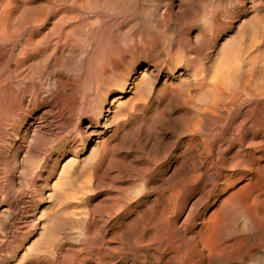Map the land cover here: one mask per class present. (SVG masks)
<instances>
[{"label":"rangeland","instance_id":"obj_1","mask_svg":"<svg viewBox=\"0 0 264 264\" xmlns=\"http://www.w3.org/2000/svg\"><path fill=\"white\" fill-rule=\"evenodd\" d=\"M29 1L47 18L25 46L34 8L9 14L0 264H84L102 225L90 264H264L247 212L264 206V0Z\"/></svg>","mask_w":264,"mask_h":264},{"label":"bare ground","instance_id":"obj_2","mask_svg":"<svg viewBox=\"0 0 264 264\" xmlns=\"http://www.w3.org/2000/svg\"><path fill=\"white\" fill-rule=\"evenodd\" d=\"M37 1V0H36ZM33 2L34 3H36L34 0H33ZM116 2V1H115ZM118 2V1H117ZM38 3V2H37ZM70 3H71V1H70ZM29 4H30V1L29 0H0V87L2 86V85H4L6 82H8V79H9V77H8V75H9V33H11V30H12V28H9L8 27V24H9V19H10V17H9V14L11 13V12H13L14 11V13H15V10H16V13H17V9H24V8H22V7H25V9H26V6H27V9H30L31 10V8H34V7H28L29 6ZM72 4V3H71ZM73 5V4H72ZM115 5H117L116 3H115ZM37 6H39V5H37ZM70 6V5H69ZM41 7V6H40ZM39 7V8H40ZM107 7V6H106ZM39 8L37 9V7H35L34 8V10L32 11V14H31V16H28V17H30V19L28 18V20H30V23L32 24V26H33V29L31 30H29V31H27V33H26V35H25V37H24V39H25V46H26V42H28L29 43V41L32 39V37L34 36V34H38L39 32H40V29H41V26L43 25V22H41V20L42 21H45V20H43V19H41V16L43 15V17H46L44 14H43V12H42V9H43V7L41 8V10H39ZM20 9V10H21ZM26 9V10H27ZM52 10H55V9H53V8H51ZM30 10H28L29 12H30ZM51 10V11H52ZM24 11V13H26V12H28V11H26L25 12V10H23ZM22 11V12H23ZM50 11V12H51ZM56 11V10H55ZM114 11V10H113ZM20 12V11H19ZM21 12V13H22ZM39 12H42V13H40V15H39ZM53 12V11H52ZM52 12H51V14H52ZM115 12V11H114ZM13 13V14H14ZM20 13V14H21ZM24 13H23V15H24ZM20 14H18L19 16H21ZM55 14V13H54ZM53 14V15H54ZM57 14V13H56ZM111 14V13H110ZM12 15V14H11ZM15 15V14H14ZM17 15V14H16ZM15 15V16H16ZM17 15V16H18ZM22 15V16H23ZM30 15V14H29ZM50 15V14H49ZM21 16V17H22ZM55 16V15H54ZM105 15L104 14H102V17H104ZM14 17V16H13ZM12 17V18H13ZM42 17V18H43ZM52 17V16H51ZM15 18V17H14ZM17 18V17H16ZM23 18V17H22ZM47 18V17H46ZM49 19V18H48ZM12 20H18V21H13V23H11V25L13 24L14 25V27L13 26H11V27H13L14 29L16 28V24L14 23V22H18L17 24L18 25H21L22 24V27L23 26H25V25H23L24 23H22V22H24V19H23V21H22V19H21V21H19L20 19L18 18V19H10V21H12ZM27 20V21H28ZM109 20V19H108ZM26 21V20H25ZM21 22V23H20ZM104 22V21H103ZM103 22H101V23H103ZM105 22H106V20H105ZM114 22H115V20H114ZM113 22V23H114ZM20 23V24H19ZM28 23H29V21H28ZM28 23H26V24H28ZM29 23V24H30ZM41 23H42V25H41ZM112 23V24H113ZM116 23V22H115ZM29 24L28 25H26V26H29ZM106 24H108V23H106ZM106 24H105V26H106ZM109 24H110V26H109ZM108 25H107V29H108V31H102L101 29H102V27H99V28H97L96 30H93L94 32V35L93 36H99V34H102V33H108V41H106V42H108L109 43V45L110 46H112L113 48H114V50H115V48H116V50H117V52H119V58L117 59V60H113V58H111L112 59V67L114 68V69H119V67L122 65V64H124V62H127V56L121 51V49H122V47H121V49H120V47H118L119 45H120V43H118L117 44V40L116 39H119L117 36L119 35V36H121L118 32H117V34L118 35H116L115 33H114V31H109V28H108V26L109 27H111V29H112V26H111V23H109ZM119 24H122V22L120 23L119 22ZM119 24H118V27H119ZM116 26H117V24H116ZM18 27H21V26H18ZM43 27V26H42ZM44 28V27H43ZM9 29H11L10 30V32H9ZM17 29V28H16ZM15 29V32L17 31ZM114 29V28H113ZM21 30H24L23 28L21 29ZM118 30V29H117ZM129 30V29H128ZM13 31V30H12ZM115 31H116V29H115ZM23 32V31H22ZM13 34H14V31L12 32ZM42 33V32H41ZM137 33V32H136ZM150 33V32H149ZM152 33V32H151ZM153 34V33H152ZM12 35V34H11ZM23 35V34H22ZM123 35V34H122ZM125 35V34H124ZM154 35V34H153ZM152 35V36H153ZM41 36V35H40ZM102 36V35H101ZM106 36V35H105ZM105 36H103V37H105ZM126 36V35H125ZM155 36V35H154ZM153 36V37H154ZM14 37H15V34H14ZM10 38L11 39H13V37H11L10 36ZM16 38V37H15ZM99 38V37H98ZM97 38V39H98ZM121 38V37H120ZM149 38H151V37H149ZM156 38V37H155ZM96 38L94 37V40H95ZM96 39V40H97ZM146 39V38H145ZM145 39H144V41H145ZM39 40H40V37H39ZM14 41H16V39H14ZM119 41H121V40H119ZM129 41V40H128ZM153 41V45H154V47H155V44L157 45L158 44V42L156 41V39H153V40H151L150 42H152ZM13 42V41H12ZM20 42H21V40H20ZM32 42V41H31ZM37 42V41H36ZM88 42V41H87ZM104 42V41H103ZM149 42V41H148ZM160 42V41H159ZM38 43H39V41H38ZM138 43V42H137ZM30 45H28V46H32L31 45V43H29ZM33 44V43H32ZM80 44V43H79ZM151 44V43H150ZM40 45V44H39ZM147 45V44H146ZM149 45V44H148ZM147 45V47H151V45L150 46H148ZM161 45V44H160ZM159 45V46H160ZM22 46H23V43H22ZM21 46V47H22ZM35 46V45H34ZM32 47L33 49L32 50H34V48L35 47ZM37 47V46H36ZM39 47V46H38ZM102 47H103V45H102ZM111 47V48H112ZM129 47V46H128ZM161 47V46H160ZM27 48V47H26ZM26 48H24V50L22 51V53H23V55L25 56H28V58H29V55L31 56V52L33 53L34 51H32L31 50V52L29 53L28 52V49L30 48L31 49V47H28V49H26ZM39 48H41V47H39ZM107 48H109V47H107ZM112 48V49H113ZM155 48H157V47H155ZM18 49H21L20 48V46H18ZM42 49V48H41ZM103 49V48H102ZM133 49V48H132ZM148 49V48H147ZM158 49H160V48H158ZM17 50V49H16ZM40 50V49H39ZM123 50V49H122ZM149 50V49H148ZM156 50V49H155ZM42 51V50H41ZM131 51V50H130ZM136 51H137V49H136ZM146 51V50H145ZM151 51V50H150ZM19 52H20V50H19ZM37 52H39V51H37ZM116 52V51H115ZM21 53V54H22ZM40 53H42V52H40ZM39 53V54H40ZM151 53V52H150ZM20 54V57L22 56ZM36 54L37 53H33V56L35 55L36 56ZM113 54H114V52H113ZM116 54V53H115ZM118 54V53H117ZM18 55H19V53H18ZM41 55V54H40ZM39 55V56H40ZM32 56V57H33ZM38 56V57H39ZM23 57V56H22ZM21 57V58H22ZM37 57V58H38ZM18 58V57H17ZM36 58V57H35ZM100 58V57H99ZM251 58H253L254 59V57H251ZM251 58H250V60H251ZM31 59V58H30ZM101 59V58H100ZM249 59V58H248ZM252 59V60H253ZM17 60V59H16ZM22 60V59H21ZM27 60V59H26ZM102 60V59H101ZM24 61V60H23ZM249 61V60H248ZM20 62V61H19ZM16 63H18L17 61H16ZM249 63V62H248ZM23 64V63H22ZM21 64V65H22ZM99 64V63H98ZM101 65V64H100ZM19 66V65H18ZM262 67H264V66H262ZM232 71V70H231ZM262 71H264V70H262ZM229 75V74H228ZM262 75V74H261ZM252 78V77H251ZM249 84V83H248ZM5 86V85H4ZM260 89V88H259ZM258 89V90H259ZM40 141V140H39ZM260 198H259V195H255L253 198H252V202L253 203H250V204H254V205H256V206H252L253 207V209L251 208V205L249 206V209H248V207H247V212L249 213V215H251L252 216V218L253 219H255V221H256V226H257V228L259 229L257 232V237H256V239H257V242L260 244V245H262V244H264V206H260L259 205V203L258 202H260V200H259ZM67 203V202H66ZM70 203V202H69ZM72 204V203H71ZM261 204V203H260ZM69 205V204H68ZM242 206H245V205H247V204H241ZM260 206V207H257V206ZM262 205V204H261ZM69 207H70V205H69ZM71 207H73L72 205H71ZM245 207V208H246ZM66 208V207H65ZM64 208V209H65ZM244 208V207H243ZM69 209V208H68ZM78 209V208H77ZM72 210V209H71ZM75 208H74V210H72V211H68V210H66V211H68L69 213H71V215H70V217H73V215L76 213L75 212ZM245 210V209H244ZM63 211V213H61V214H63L64 215V210H62ZM77 211V210H76ZM79 212H80V210H78ZM68 212L65 214L66 215V217L67 216H69L68 215ZM72 212H74V213H72ZM78 212V213H79ZM81 213V212H80ZM77 215V214H76ZM76 215L74 216V217H76ZM70 217H68V219H70ZM104 225H105V223H104ZM49 227V226H48ZM50 228V227H49ZM55 229V228H54ZM98 235H92V233H90V234H88L87 235V238H86V241H85V243H84V251H85V255H86V257H85V263L86 264H90L91 263V261H90V259H92L91 258V255H92V253H94L93 251H94V249H95V247L98 245L99 247H100V249H101V251H102V248H103V245H104V237H105V231H104V227H103V225L101 226V228H100V231H99V233H97ZM253 235V234H252ZM237 241H238V243H239V247H240V242L242 241V238L241 237H237ZM82 248V247H81ZM251 249V244L250 245H248L247 247H246V249H245V251L243 252V254H246L247 255V252L249 251ZM78 252V251H77ZM239 252L241 253L242 252V249H239ZM79 257H81V255H79ZM83 257V256H82ZM100 258H101V256H100ZM77 260V259H76ZM100 260V259H99ZM82 261V260H81ZM92 261H93V259H92ZM84 262V261H83ZM105 261H104V256L101 258V262H97V263H99V264H105L104 263ZM84 263V264H85ZM97 263H95V264H97ZM80 264V263H79ZM83 264V263H82Z\"/></svg>","mask_w":264,"mask_h":264}]
</instances>
